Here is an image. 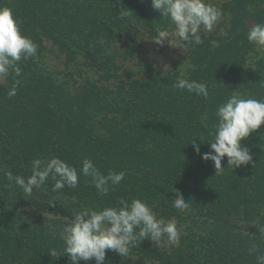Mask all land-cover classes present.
I'll use <instances>...</instances> for the list:
<instances>
[{
    "label": "trees",
    "instance_id": "16d2710c",
    "mask_svg": "<svg viewBox=\"0 0 264 264\" xmlns=\"http://www.w3.org/2000/svg\"><path fill=\"white\" fill-rule=\"evenodd\" d=\"M213 4L226 23L199 34L201 45L184 42V63L170 71L143 63L137 73L117 58L134 59L143 29L157 37L171 26L151 0H0L38 45L36 56L19 62V77L0 79V264H70L64 219L82 207L115 206L120 198L146 199L159 218H175L185 229L179 244L146 239L125 256L107 250L105 264H258L264 255V126L243 141L252 163L234 169L225 157L218 175L214 163L202 159L210 145L196 141L198 155L190 143L211 136L218 106L233 91L264 99V59L255 70L246 67L257 47L247 31L251 21L264 22V0ZM51 58L57 61L52 68ZM181 77L206 83L208 98L176 88ZM16 79L17 94L9 98ZM111 80L118 81L115 89ZM53 157L77 169L91 159L102 174L124 171L125 179L104 196L83 175L77 188L54 192L50 176L26 196L15 177L27 179L34 160ZM176 191L190 212L172 207ZM52 249L59 257L49 255Z\"/></svg>",
    "mask_w": 264,
    "mask_h": 264
},
{
    "label": "clouds",
    "instance_id": "9594fccd",
    "mask_svg": "<svg viewBox=\"0 0 264 264\" xmlns=\"http://www.w3.org/2000/svg\"><path fill=\"white\" fill-rule=\"evenodd\" d=\"M151 6L174 26L172 31L158 32L157 38L153 40L157 44L169 43L168 39L172 37L188 44L201 45L204 41L199 35L200 31L211 32L223 15L222 10L210 0H151ZM20 24L21 21L14 16L12 9L0 7V79L11 73L19 77L22 73L19 62L37 55L38 45L22 34ZM247 40L256 45L258 51H264V23H256L248 28ZM210 44L213 48L219 47L217 41H211ZM177 48L184 49L183 46ZM19 85L20 80H14L7 91L9 98L17 94ZM174 86L187 89L188 92L205 99L209 96L206 83L181 77ZM216 116L218 124L211 136H201L190 143L195 152L200 154V146L196 141L210 145L211 151L204 153L202 159L214 163L216 175L225 170L222 167L225 157L228 158V167L233 166L234 169L252 163L253 156L243 141L264 126V99L242 98L233 91L218 106ZM80 175L91 177L98 194L106 196L110 186L119 185L125 179L126 173L109 171L104 175L91 159H84L81 167L77 169L59 157H53L46 162L34 160L32 174L27 179L16 176L15 182L26 196H31L33 189L44 186L50 176L55 181L52 191L58 192L65 186L77 188ZM9 179H13L11 173ZM172 201L174 209L181 213L190 212L189 202L185 201L179 191H176V198ZM153 207L146 199L120 198L115 206L99 210L82 207L70 218H65L64 221L68 223L64 227L62 238L65 243L64 252L70 257V264L91 260H95V264H105L107 250L125 256L130 249L146 239L155 245H160L165 238L171 243L179 244L181 229L175 218H159ZM259 231L264 238V228ZM49 255L53 258L59 257L55 249ZM257 261L258 264H264V255L258 256Z\"/></svg>",
    "mask_w": 264,
    "mask_h": 264
},
{
    "label": "rangeland",
    "instance_id": "374dc122",
    "mask_svg": "<svg viewBox=\"0 0 264 264\" xmlns=\"http://www.w3.org/2000/svg\"><path fill=\"white\" fill-rule=\"evenodd\" d=\"M230 0H210L211 3H221V2H227ZM264 7V4H263ZM226 17H221V19L217 22V24L214 26L213 30H215L223 21H225ZM226 23V21H225ZM258 22H250V28L255 26V24ZM264 23V22H262ZM173 25H171L168 29V31H172L173 29ZM212 30V31H213ZM201 33H207L209 34V32L201 30L199 34ZM157 37H151L149 32H147V30L143 29L140 32V35L137 38V42H140V50L138 53L134 54V59L131 60H123L121 58H117L118 61V65L123 67L124 69H132L134 72H140L143 66V63H153L154 65L160 67L163 71L166 70H172L176 65V62H180V63H184L185 62V58L188 55V49L187 47L184 45V41H180L178 39H174L172 37H169L168 42H164L163 44H157L155 40ZM48 46V45H47ZM51 46V45H49ZM183 46L184 49L182 48H177V47H181ZM109 54V53H106ZM261 59H264V51H258L257 47L255 49V51H253L252 53L249 54L248 57V62H247V68H251V69H256L259 61ZM51 63L48 64V66L50 68H52L51 66H53L54 64H57V61L54 59L52 60V58L50 59ZM188 64V63H187ZM122 71L119 72V74H121ZM90 75H93V72L89 71ZM100 79V78H99ZM3 81V79H2ZM123 81H127L126 78L123 79ZM118 81H113L111 80V85H110V89H115L116 87V83ZM106 84H108L107 82H105ZM177 222V221H176ZM178 225V223H177ZM181 231H184L185 229V225L182 224L180 226H178ZM163 241H165L164 243H168L169 241L167 240V238H165Z\"/></svg>",
    "mask_w": 264,
    "mask_h": 264
}]
</instances>
